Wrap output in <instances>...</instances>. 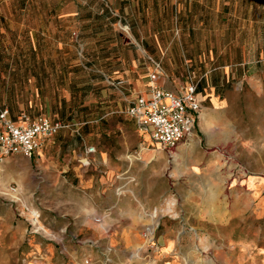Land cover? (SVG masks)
Returning <instances> with one entry per match:
<instances>
[{
    "label": "rangeland",
    "instance_id": "rangeland-1",
    "mask_svg": "<svg viewBox=\"0 0 264 264\" xmlns=\"http://www.w3.org/2000/svg\"><path fill=\"white\" fill-rule=\"evenodd\" d=\"M151 60L203 91L169 150L125 114ZM0 104L69 125L0 162V264H264V0H0Z\"/></svg>",
    "mask_w": 264,
    "mask_h": 264
},
{
    "label": "built area",
    "instance_id": "built-area-1",
    "mask_svg": "<svg viewBox=\"0 0 264 264\" xmlns=\"http://www.w3.org/2000/svg\"><path fill=\"white\" fill-rule=\"evenodd\" d=\"M151 67L147 75V94H137L130 99L125 114L135 120L139 131L150 142L169 150L186 141L195 130L202 102L197 92L198 81L188 72L176 93L159 84L163 74L160 62L151 60ZM67 127L69 125L47 116L31 118L24 112L13 118L9 108L0 104V162L14 155L34 161L36 152ZM94 152L93 147L87 151L89 154Z\"/></svg>",
    "mask_w": 264,
    "mask_h": 264
},
{
    "label": "crops",
    "instance_id": "crops-1",
    "mask_svg": "<svg viewBox=\"0 0 264 264\" xmlns=\"http://www.w3.org/2000/svg\"><path fill=\"white\" fill-rule=\"evenodd\" d=\"M140 85H142L143 86V88L142 89H140L139 87H140ZM172 87H174V88H172ZM134 90L133 91H131V93H132V95H131V98L130 99H132L133 97H135L137 94H142V95H146L147 94V83H139V84H137L136 85V87L135 88H133ZM165 89H167V90H170V91H173V92H179V89H180V86L178 87L177 86V88L175 87V86H166V88ZM199 96H201V97H203L202 96V94H203V91H202V89L199 87ZM200 97V98H201ZM129 99V100H130ZM128 100V101H129ZM202 103V102H201ZM128 105V104H127ZM130 118V117H129ZM132 119V118H131ZM134 120V119H133ZM135 121V120H134ZM136 123V122H135ZM142 135V134H141ZM193 135V134H192ZM145 136V135H144ZM193 136H190L186 141H184V142H182V143H180V144H185V143H187L188 142V140H191V138H192ZM148 137L147 136H145V139H147ZM149 139V138H148ZM150 141V140H149ZM150 144L151 145H155V144H153L152 142H150ZM43 149V148H42ZM41 149V150H42ZM41 150H39V151H37L36 152V155H35V158L36 159H41V153H40V151ZM144 151H142L141 153L142 154H140V156L141 157H144V160L145 159H147V158H149L150 157V159H152V158H154V157H159L158 158V161L157 162H159L160 160H162L160 157H162L161 155L160 156H157L156 154H152V151L151 152H148V151H146V149H143ZM104 160L103 161H105V162H107V155L103 158ZM160 159V160H159ZM162 162V161H161ZM127 235H129V233L127 232V230L123 233V236L125 237V240L123 241V243L124 244H126L127 245V242H128V240H127V238L129 239V237L127 236Z\"/></svg>",
    "mask_w": 264,
    "mask_h": 264
},
{
    "label": "bare ground",
    "instance_id": "bare-ground-1",
    "mask_svg": "<svg viewBox=\"0 0 264 264\" xmlns=\"http://www.w3.org/2000/svg\"><path fill=\"white\" fill-rule=\"evenodd\" d=\"M201 119L203 120V122H205V115H201ZM207 119V118H206Z\"/></svg>",
    "mask_w": 264,
    "mask_h": 264
},
{
    "label": "trees",
    "instance_id": "trees-1",
    "mask_svg": "<svg viewBox=\"0 0 264 264\" xmlns=\"http://www.w3.org/2000/svg\"><path fill=\"white\" fill-rule=\"evenodd\" d=\"M199 84H198V86H197V92H199ZM11 114V113H10ZM12 116V115H11ZM17 117V116H16ZM16 117H13V118H16Z\"/></svg>",
    "mask_w": 264,
    "mask_h": 264
}]
</instances>
